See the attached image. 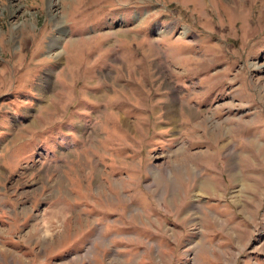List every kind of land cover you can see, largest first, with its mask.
Returning a JSON list of instances; mask_svg holds the SVG:
<instances>
[{
    "label": "rangeland",
    "instance_id": "1",
    "mask_svg": "<svg viewBox=\"0 0 264 264\" xmlns=\"http://www.w3.org/2000/svg\"><path fill=\"white\" fill-rule=\"evenodd\" d=\"M0 264H264V0H0Z\"/></svg>",
    "mask_w": 264,
    "mask_h": 264
},
{
    "label": "bare ground",
    "instance_id": "2",
    "mask_svg": "<svg viewBox=\"0 0 264 264\" xmlns=\"http://www.w3.org/2000/svg\"><path fill=\"white\" fill-rule=\"evenodd\" d=\"M59 26H61V25H59ZM67 31V30H66ZM63 35L64 36H67L68 35V31L67 32H63ZM61 38H58V39H53L52 40V42H51V48H55L56 47V45L58 44V41L60 40ZM176 109H172L171 111H170V113H169V117L171 118V119H173V120H171L173 123H174V121L175 122H177V110H178V108L177 107H175ZM169 117H167V118H169Z\"/></svg>",
    "mask_w": 264,
    "mask_h": 264
},
{
    "label": "crops",
    "instance_id": "3",
    "mask_svg": "<svg viewBox=\"0 0 264 264\" xmlns=\"http://www.w3.org/2000/svg\"><path fill=\"white\" fill-rule=\"evenodd\" d=\"M115 45H116V43H115ZM118 46H120V47H124V48H126V49H129V47L128 46H121L120 44H119V42H118ZM156 46H157V48L159 47V48H161L162 50H165V47L163 46V45H158V44H156ZM135 47V49H137L136 48V46H134ZM131 52L133 53V54H135L137 51L136 50H131ZM176 106H178V104H176L175 105V107ZM175 107H172L170 110H167L168 112V114H167V117H168V115H169V113H170V111L172 110V109H176ZM179 113V109L177 110V114ZM177 117H178V115H177ZM186 253H183L182 255H185ZM185 257V256H184ZM187 257V256H186ZM140 261H144V256L141 258V260Z\"/></svg>",
    "mask_w": 264,
    "mask_h": 264
}]
</instances>
